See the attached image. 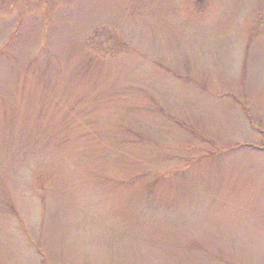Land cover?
I'll return each instance as SVG.
<instances>
[{"label":"rangeland","instance_id":"374dc122","mask_svg":"<svg viewBox=\"0 0 264 264\" xmlns=\"http://www.w3.org/2000/svg\"><path fill=\"white\" fill-rule=\"evenodd\" d=\"M0 264H264V0H0Z\"/></svg>","mask_w":264,"mask_h":264}]
</instances>
